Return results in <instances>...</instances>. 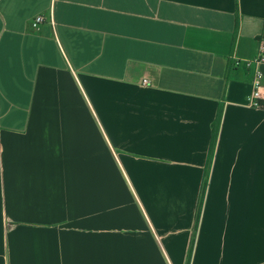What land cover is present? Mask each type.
Returning a JSON list of instances; mask_svg holds the SVG:
<instances>
[{
	"label": "crops",
	"instance_id": "0c3cea01",
	"mask_svg": "<svg viewBox=\"0 0 264 264\" xmlns=\"http://www.w3.org/2000/svg\"><path fill=\"white\" fill-rule=\"evenodd\" d=\"M263 37L264 0H0V264H264Z\"/></svg>",
	"mask_w": 264,
	"mask_h": 264
},
{
	"label": "built area",
	"instance_id": "2783aa9c",
	"mask_svg": "<svg viewBox=\"0 0 264 264\" xmlns=\"http://www.w3.org/2000/svg\"><path fill=\"white\" fill-rule=\"evenodd\" d=\"M44 22V16L43 15H37L33 18L31 21V26L33 29H39L41 24ZM260 47L258 54L256 57L250 61H247L245 64L248 67H253L255 71V85H256V90L253 92V94L249 97V105L251 106H257V100L261 97V92H260V79L262 77V71H261V66L264 65V37L260 39Z\"/></svg>",
	"mask_w": 264,
	"mask_h": 264
},
{
	"label": "trees",
	"instance_id": "16d2710c",
	"mask_svg": "<svg viewBox=\"0 0 264 264\" xmlns=\"http://www.w3.org/2000/svg\"><path fill=\"white\" fill-rule=\"evenodd\" d=\"M238 21V20H237ZM213 149V147H211ZM205 184V183H204Z\"/></svg>",
	"mask_w": 264,
	"mask_h": 264
}]
</instances>
